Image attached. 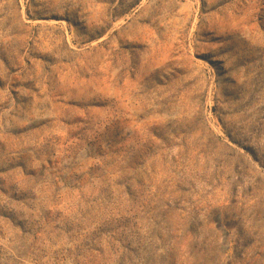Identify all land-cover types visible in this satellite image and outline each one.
<instances>
[{
  "label": "rangeland",
  "instance_id": "374dc122",
  "mask_svg": "<svg viewBox=\"0 0 264 264\" xmlns=\"http://www.w3.org/2000/svg\"><path fill=\"white\" fill-rule=\"evenodd\" d=\"M0 264H264V0H0Z\"/></svg>",
  "mask_w": 264,
  "mask_h": 264
}]
</instances>
